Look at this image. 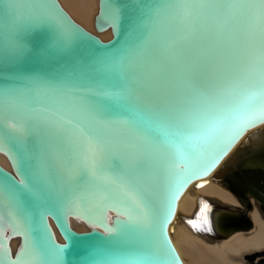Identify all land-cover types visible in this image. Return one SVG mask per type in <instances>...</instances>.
<instances>
[{
	"label": "snow or ice",
	"instance_id": "1",
	"mask_svg": "<svg viewBox=\"0 0 264 264\" xmlns=\"http://www.w3.org/2000/svg\"><path fill=\"white\" fill-rule=\"evenodd\" d=\"M132 3L137 15L131 38L116 51L54 76L32 75L22 87L0 86V129L7 106L17 117L16 141L25 134L36 137L35 182L55 174L58 188L74 200L97 196L115 179L142 203L158 154L170 152L185 163L202 147L222 139L230 144L264 122V0ZM45 5L46 0H0V64L32 55L28 37L38 31L50 33L44 51L71 47L72 37L56 26ZM102 5V18L110 14L118 24V0ZM2 141L0 131V146ZM53 145L59 162L50 155ZM20 183L17 188L0 181V205L5 199L18 205L26 191ZM12 225L20 229L15 220ZM147 227L146 219L129 220L105 234L126 236ZM119 246L107 243L85 264H170V250L151 243L129 253L115 251ZM7 252L0 216V264H26V254L28 264H64L65 248L56 245L21 248L6 262Z\"/></svg>",
	"mask_w": 264,
	"mask_h": 264
},
{
	"label": "water",
	"instance_id": "2",
	"mask_svg": "<svg viewBox=\"0 0 264 264\" xmlns=\"http://www.w3.org/2000/svg\"><path fill=\"white\" fill-rule=\"evenodd\" d=\"M118 3L123 7L118 24L113 25L110 14L102 18V0H98L94 28L96 31L110 28L111 31V37L102 40L76 22L58 0H46V13L61 31L72 37L71 47L63 53L53 49L44 51L50 33L46 30L35 32L28 37L32 55L19 62L0 64V86L22 87L32 75L54 76L73 64H86L119 49L131 38L130 25L137 15V5L132 0H118ZM38 50L41 55H35ZM101 102L108 101L101 97ZM114 118H119V113ZM16 122L14 110L6 106L3 127L0 129L3 134L0 152L7 158L10 169L0 164V181L5 184L13 182L17 188L22 187L20 182L23 181L26 189L17 206L13 207L6 199L0 205L4 245L8 249L6 262L15 260L21 248L56 245L65 248L64 264H85L86 258L96 249L109 242L119 241L120 246L115 249L117 252H134L147 242L154 249L170 250L171 255L166 257L170 264H183L168 232L177 199L189 181L205 176L235 142L229 144L227 139H222L202 147L185 163L178 162L183 157L173 158L170 152L158 154L151 169L148 196L143 198L142 203L115 179L107 183L105 190L97 196L80 201L58 188L59 179L55 174L49 175L44 183L35 182L32 170L37 163L34 148L36 137L25 134L22 141L17 142L14 131ZM50 155L59 162L60 156L55 145L51 147ZM209 179L232 192L243 209L216 199L199 198L198 209L187 220L189 227L200 235L215 239L252 228L249 219L252 199L249 200V197H253L264 213V126L251 131ZM203 205H207V209L201 213ZM205 216L207 223L204 222ZM69 217L83 220L89 228L75 230L70 225ZM144 219L148 227L143 233L133 232L126 236L119 232L105 234L108 229L115 228L117 223ZM13 220L20 224L17 231L13 230ZM50 221L60 239H57ZM189 221L196 223L197 227L194 228ZM13 236L19 237V244L11 253L9 239ZM29 259L26 254V264ZM255 264H264V258L258 259Z\"/></svg>",
	"mask_w": 264,
	"mask_h": 264
},
{
	"label": "bare ground",
	"instance_id": "3",
	"mask_svg": "<svg viewBox=\"0 0 264 264\" xmlns=\"http://www.w3.org/2000/svg\"><path fill=\"white\" fill-rule=\"evenodd\" d=\"M69 15L88 31L95 33L102 40L111 37L110 28L96 31L94 17L98 12V0H58ZM264 126L259 122L244 131L230 148L221 156L217 163L200 178L189 181L177 199L175 212L168 226L169 237L183 264H249L246 256L264 253V213L258 204L252 200L253 209L249 212L252 228L247 231H235L225 238L215 239L198 234L192 230L187 220L198 209L199 198H212L227 205L243 209L237 198L228 189L216 184L209 177L221 166L228 156L235 150L241 141L253 130ZM0 164L10 169V164L0 152ZM201 185H203L201 187ZM241 206V207H239ZM70 225L77 231L86 230L89 225L83 220L69 217ZM57 237L60 236L50 221ZM19 244V237L9 239L11 253ZM258 259V258H257ZM256 261V260H255ZM255 262H252V264Z\"/></svg>",
	"mask_w": 264,
	"mask_h": 264
},
{
	"label": "rangeland",
	"instance_id": "4",
	"mask_svg": "<svg viewBox=\"0 0 264 264\" xmlns=\"http://www.w3.org/2000/svg\"><path fill=\"white\" fill-rule=\"evenodd\" d=\"M250 199H252L253 200V197H249V200ZM239 207H241V206H239ZM252 209H253V205H252ZM251 209V210H252ZM251 229V228H250ZM250 229H248V230H243V232H247V231H249ZM262 259V258H264V253H261V254H259V255H257L256 257H254V256H246V258H245V260L249 263V264H252V262H256L258 259ZM256 260V261H255ZM253 264H255V263H253Z\"/></svg>",
	"mask_w": 264,
	"mask_h": 264
}]
</instances>
